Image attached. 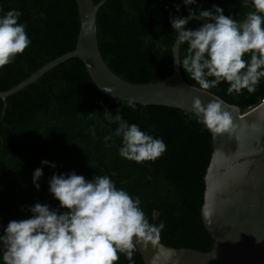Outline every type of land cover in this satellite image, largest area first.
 Wrapping results in <instances>:
<instances>
[{
  "label": "trees",
  "instance_id": "1",
  "mask_svg": "<svg viewBox=\"0 0 264 264\" xmlns=\"http://www.w3.org/2000/svg\"><path fill=\"white\" fill-rule=\"evenodd\" d=\"M101 0H94L98 4ZM180 4L179 13L174 5ZM200 8L213 4L226 16L243 20L250 7L240 0H197ZM182 0H107L97 16L98 41L105 63L120 78L133 84L158 83L173 74L175 36L170 16H187ZM16 9L22 15L31 45L9 65L0 69V91L19 85L45 65L76 48L80 21L75 0H0V15ZM202 24L192 21L187 28ZM186 51L181 45L180 59ZM247 58V57H246ZM186 83L199 88L181 67ZM222 82L209 91L241 112L264 101V79L255 93L227 94ZM120 115L142 131L162 139L166 151L155 161L137 163L121 158V138L107 143L116 123L105 117ZM89 129H95L93 137ZM212 135L196 117L175 108L116 102L93 82L79 59L68 60L50 70L36 83L0 99V225L26 219L28 206L39 202L57 209L48 180L56 174L75 171L91 180L107 174L133 197L150 222L164 224L159 241L175 249L210 252L213 239L206 230L201 209L208 166L212 156ZM54 162L55 169L43 166L36 190L32 181L41 161ZM115 173V175H112ZM21 207L24 211H21ZM63 211V210H61ZM155 212L157 219L153 218ZM2 234V230H0ZM133 264H144L136 250ZM115 264H130L123 255Z\"/></svg>",
  "mask_w": 264,
  "mask_h": 264
},
{
  "label": "clouds",
  "instance_id": "2",
  "mask_svg": "<svg viewBox=\"0 0 264 264\" xmlns=\"http://www.w3.org/2000/svg\"><path fill=\"white\" fill-rule=\"evenodd\" d=\"M187 16H170L176 34L174 64H179L199 90H209L227 83V94L240 95L244 90L255 93L264 79V0H240L250 7L243 20L226 16L224 9L213 4L200 8L197 0H182ZM179 13L181 5H174ZM22 13L11 9L0 15V69L11 64L31 45L26 25L20 22ZM207 22L186 28L191 20ZM186 45L183 59L175 54ZM247 57V58H246ZM111 93L110 90L105 91ZM128 106L135 109V103ZM192 110L198 123L212 133L234 130L232 116L218 100L206 104L196 97ZM106 119L118 126L113 137L121 138L118 155L129 161H155L166 151L165 142L125 120L118 111ZM95 137V129H89ZM43 166L53 169L54 162L41 161L32 174L33 185L40 189ZM115 175V173H112ZM50 194L59 202L57 209L39 202L28 206L26 219L10 220L0 225V264H115L123 255L133 264L138 245L155 247L164 224L149 221L141 207V198L133 197L107 174L94 175L91 180L75 171L54 173L48 180ZM21 211L24 208L21 207ZM63 210V211H61ZM153 218L156 213H152Z\"/></svg>",
  "mask_w": 264,
  "mask_h": 264
},
{
  "label": "water",
  "instance_id": "3",
  "mask_svg": "<svg viewBox=\"0 0 264 264\" xmlns=\"http://www.w3.org/2000/svg\"><path fill=\"white\" fill-rule=\"evenodd\" d=\"M75 1L80 21L76 48L12 89L0 91V99L6 102L8 97L36 83L55 67L79 59L98 89L116 102L175 108L195 116L194 98H200L205 106L212 100L220 101L232 116L234 130L210 132L213 149L204 177L201 218L213 239V249L210 252L175 249L159 241L155 247L138 245L137 251L144 264H264V101L243 113L238 106L186 83L181 66L174 61L173 74L161 82L125 81L108 67L100 51L97 16L107 0L98 4L94 0ZM192 21L207 22L194 18L189 24ZM180 48L175 52L177 62ZM108 90L111 93L105 92Z\"/></svg>",
  "mask_w": 264,
  "mask_h": 264
}]
</instances>
